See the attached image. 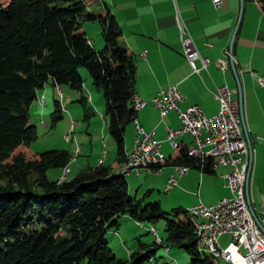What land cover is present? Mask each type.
Listing matches in <instances>:
<instances>
[{"label":"trees","instance_id":"trees-1","mask_svg":"<svg viewBox=\"0 0 264 264\" xmlns=\"http://www.w3.org/2000/svg\"><path fill=\"white\" fill-rule=\"evenodd\" d=\"M96 1L0 0V264H145L161 247L184 250L189 264H218L198 250L187 210L164 213L158 202L141 206L130 197L125 176L101 165L63 182L50 181L48 170L66 167L70 154L30 149L37 139L29 116L36 91L51 81L82 94L79 69L85 68L102 91L103 117L118 164L125 156L124 133L135 116L134 60L120 42L121 29L110 8L102 3L90 10ZM254 1L264 14V0ZM84 22L100 25L101 49L88 43ZM50 119L51 128L62 119L58 100ZM187 148L175 149L170 162L194 165ZM210 165L205 162L203 170L209 172ZM123 216L150 226L163 220L165 237L160 243L138 239L128 258L119 259L105 234Z\"/></svg>","mask_w":264,"mask_h":264},{"label":"crops","instance_id":"crops-1","mask_svg":"<svg viewBox=\"0 0 264 264\" xmlns=\"http://www.w3.org/2000/svg\"><path fill=\"white\" fill-rule=\"evenodd\" d=\"M106 1L108 3L103 0L102 3L110 8L121 29L120 42L127 47L134 60L135 96L145 102L140 110L134 111L133 120L136 119L146 132L151 133L153 138L160 142L161 152L167 159V162L154 173L138 175L128 173L125 179L128 175L140 177L152 174L156 179L155 184L163 187V191L168 178L174 175L176 185L163 192H170V197L179 199L180 204L187 210L199 204L214 205L222 198L231 197L230 190L223 186L220 178V174L229 171L227 166L210 165V171L206 172L193 165L192 169L183 176L174 173L170 159L175 152L166 140V130L179 129L181 122L176 111L161 116L159 110L150 103L159 92L176 87L182 96V101L178 103L180 110L198 106L206 117H212L219 111V102L214 98L216 90L226 85L232 91V100L243 109V120L252 148L250 196L253 209L258 212L264 206V90L257 83L258 77L264 73V14L256 1L243 0L241 16L240 0H220L217 8L214 7L213 0ZM177 20L186 30L199 56L208 59L207 67L200 69L198 73L192 71L184 56ZM237 23L232 54L236 61L234 67L239 82L231 66L224 72L217 67V62L224 59L225 50H229ZM89 41L92 44L90 39ZM196 65L200 68L199 62H196ZM238 83L241 88V98L237 90ZM55 92L56 88L51 81H48L43 88L36 91V103H40L44 97L45 107L53 108L56 100ZM71 96H68L69 101L65 103L71 102ZM90 101L92 102L91 97ZM133 120L127 125L124 133L125 153L133 148L135 137ZM178 143L180 146L188 147L192 139L190 136H184L178 140ZM99 161L98 158L92 167L86 163L80 172L98 165L104 167V162ZM124 162L125 156L121 164H118L115 156L108 168L109 172L122 173ZM60 174L61 170L55 180H58ZM130 221L128 216H123V223L113 231V235L118 236L125 245V247L121 246L117 240L118 249L128 256L137 247V244L136 247L130 246L129 242L138 234L137 223L132 220L135 222L134 225ZM138 239L139 237L136 241ZM111 251L115 252L114 249ZM167 253L170 254V251L168 250Z\"/></svg>","mask_w":264,"mask_h":264},{"label":"built area","instance_id":"built-area-1","mask_svg":"<svg viewBox=\"0 0 264 264\" xmlns=\"http://www.w3.org/2000/svg\"><path fill=\"white\" fill-rule=\"evenodd\" d=\"M220 2L213 0L214 7L217 8ZM177 26L184 56L192 71L198 73L200 69L207 67L208 59L200 57L196 52L179 20ZM196 62L200 63V68ZM235 64L233 54L230 50H225L224 59L217 62V67L224 72ZM257 83L264 90V73L258 77ZM58 94L61 99L62 92L58 90ZM231 95L232 91L226 85L217 88L214 98L219 102V111L212 117H206L198 106L180 110L178 103L182 101V96L176 87L159 92L150 103L159 110L161 116L170 111H176L178 114L181 127L166 130V140L172 150L180 146L179 139L190 136L192 143L188 146L186 155L195 161L196 167L203 169L207 161H210L212 167L217 165L229 167V171L220 174V178L223 186L230 190L231 197L222 198L214 205L199 204L188 209L197 237L198 250L207 252L212 258L224 264H264V206L258 212L253 209L250 196L252 158L243 129V109L232 100ZM144 105V101L133 96L134 111L140 110ZM133 124L135 131L133 148L125 153L122 174L125 176L128 173L136 175L154 173L157 167L167 162L161 152V144L151 133L146 132L136 119L133 120ZM192 166L172 165L174 173L179 176L185 175ZM68 172L66 167L62 169L61 182L65 180ZM175 185L176 178L171 175L163 191L167 192ZM150 231L155 232L153 228ZM224 234H230L231 241L222 249L218 239ZM154 236L155 241L159 243L161 240L156 232Z\"/></svg>","mask_w":264,"mask_h":264},{"label":"rangeland","instance_id":"rangeland-1","mask_svg":"<svg viewBox=\"0 0 264 264\" xmlns=\"http://www.w3.org/2000/svg\"><path fill=\"white\" fill-rule=\"evenodd\" d=\"M103 1L108 3L106 0ZM101 6L102 0H97L93 2L89 8L92 11H97ZM83 29L85 30L86 37L92 41V48L95 50L101 49L103 47V39L100 25L96 22H84ZM79 74L84 80L85 85L82 94L66 86L60 88L55 87L56 92L54 93V98L59 101L60 109L62 110V119L54 128H51L50 119V113L53 108H49V106L45 107V104H42L44 97L40 100V103L34 101L29 109L30 121L37 130V139L31 144L30 149L37 153L50 150L67 151L70 156H72V160H70V163L66 166L69 173H67L65 180L72 178L76 173L80 172L86 163H89L90 167L94 166L98 158L101 163L104 162V167L109 168L116 156L115 142L107 133L106 118L102 119L106 110L102 91L96 89V87L92 85L85 68H80ZM58 90L62 92L61 99L59 98ZM69 95L71 96V98L69 97L71 102L65 103L69 101ZM81 97L86 99L82 103L79 102ZM88 97H91L92 102L90 100L88 101ZM128 129L129 126L127 130ZM205 150H208V148H205ZM60 170L61 174L58 178V182H61L62 169H49L47 178L50 181L55 180ZM154 178L152 174L141 175L140 177L134 175L126 176L130 197L138 200L141 206L147 203L158 202L161 211L164 213H170L172 209L176 208L187 210L180 204L179 199L174 198V196L170 197V192L164 193L162 191L163 187L157 186L155 184L156 179ZM130 222L135 225V222L132 220ZM122 223V218H120L119 225ZM136 223L138 226L136 227L138 234L133 241L129 242L130 246L136 247V239L138 237L140 241L144 243L155 241V232L159 239L165 237V222L163 220L159 221L154 226H150L148 223ZM122 228L123 227H121V229ZM151 228L155 229V232H150ZM113 231H115V229L110 228L105 234V239H108L109 242V249H114L115 252L112 253L119 259L128 258V255L123 254L121 249H118V241L121 246L125 247V245L118 239V236L113 235ZM113 241L115 243H113ZM230 241L231 235L219 237L218 243L220 248H225ZM125 251L126 250H124V252ZM169 251L170 254L167 253L168 249L164 247L159 248L155 260L148 261L145 264H189L190 257L184 250L170 248ZM218 264L224 263L218 260Z\"/></svg>","mask_w":264,"mask_h":264},{"label":"water","instance_id":"water-1","mask_svg":"<svg viewBox=\"0 0 264 264\" xmlns=\"http://www.w3.org/2000/svg\"><path fill=\"white\" fill-rule=\"evenodd\" d=\"M242 7H243V0H240V16H241V12H242ZM240 16H239V18H240ZM238 23H239V21H238ZM238 23L236 25V28L234 30V33L232 35L231 42H230V45H229V50H230L231 53H232L233 41H234V38H235V35H236V31H237V28H238ZM231 69H232V71L234 73V76L236 77L237 82H239L238 78H237V75H236L235 67L233 65H231ZM237 90H238L239 97L241 98V88L239 86V83H238V86H237ZM243 129H244V132H245L246 141H247V145H248V149H249V154H250V157H251L252 148H251V144H250L249 138L247 136L244 120H243Z\"/></svg>","mask_w":264,"mask_h":264},{"label":"bare ground","instance_id":"bare-ground-1","mask_svg":"<svg viewBox=\"0 0 264 264\" xmlns=\"http://www.w3.org/2000/svg\"><path fill=\"white\" fill-rule=\"evenodd\" d=\"M188 211V210H187ZM155 230V229H154ZM151 232V231H150ZM157 243V242H156Z\"/></svg>","mask_w":264,"mask_h":264}]
</instances>
